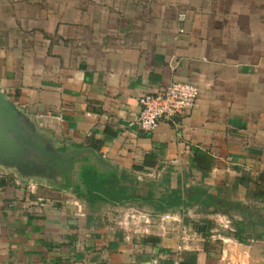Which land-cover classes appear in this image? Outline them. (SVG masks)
Instances as JSON below:
<instances>
[{
    "label": "crops",
    "instance_id": "obj_1",
    "mask_svg": "<svg viewBox=\"0 0 264 264\" xmlns=\"http://www.w3.org/2000/svg\"><path fill=\"white\" fill-rule=\"evenodd\" d=\"M216 1L0 0V91L39 142L231 204L143 214L136 230L130 203L44 198L0 162V264H264V0ZM174 81L199 86L196 106L178 127L138 129L139 98ZM192 148L214 159L203 180Z\"/></svg>",
    "mask_w": 264,
    "mask_h": 264
},
{
    "label": "trees",
    "instance_id": "obj_2",
    "mask_svg": "<svg viewBox=\"0 0 264 264\" xmlns=\"http://www.w3.org/2000/svg\"><path fill=\"white\" fill-rule=\"evenodd\" d=\"M62 153L69 154L66 149L59 150ZM193 156L190 163V170L197 169L201 172V179L208 176L211 170L214 159L207 152L198 148H192ZM57 161V160H56ZM58 162V161H57ZM78 164V169L75 172L74 164ZM58 164L61 166V177L59 181L54 182L60 189L70 191L78 198L88 199L89 201H102L111 205H123L134 201H142L144 203H152V207L159 213L167 211L182 210L194 206L201 207L203 210L212 208V212L227 211L226 206L231 204L219 196L213 195L209 190L201 184L197 185H182L177 183L176 188H166L165 192L160 197L155 198L152 193H147L146 196L138 195L131 182L134 178L125 171H120L115 168H109L99 165L93 160L90 155H82L78 159H74L67 165ZM139 168L134 166L133 170ZM264 176V173L259 175V178ZM245 184L244 177L239 180ZM165 182L168 184L169 180ZM235 207L240 211L241 207L237 204ZM243 211V210H242ZM251 214L250 210L247 212ZM249 227H255L256 222H248ZM264 224V223H262ZM211 222L207 219L202 220V224H196V231L205 234V228H210ZM245 223L240 222L236 225L234 237L237 241L244 243L246 241L241 235L244 233ZM259 237L264 235L259 234Z\"/></svg>",
    "mask_w": 264,
    "mask_h": 264
},
{
    "label": "water",
    "instance_id": "obj_3",
    "mask_svg": "<svg viewBox=\"0 0 264 264\" xmlns=\"http://www.w3.org/2000/svg\"><path fill=\"white\" fill-rule=\"evenodd\" d=\"M32 151L38 155H32ZM90 155L95 162L115 169L106 159L91 148L76 149L69 154L53 149L50 144L39 142L33 135V128L15 103L0 91V162L8 167L15 168L24 176H41L43 169H48L46 177L57 181L62 170H55L52 164L44 158L57 160L60 164Z\"/></svg>",
    "mask_w": 264,
    "mask_h": 264
},
{
    "label": "built area",
    "instance_id": "obj_4",
    "mask_svg": "<svg viewBox=\"0 0 264 264\" xmlns=\"http://www.w3.org/2000/svg\"><path fill=\"white\" fill-rule=\"evenodd\" d=\"M200 91L199 86L192 82L174 81L158 90L145 93L139 98V112L134 124L146 132H153L162 122L178 127V119L196 106ZM147 176L157 177V174L141 172L138 178ZM136 216V214L130 216L133 225L149 223L144 215L137 218ZM169 218L170 215L166 214L161 221Z\"/></svg>",
    "mask_w": 264,
    "mask_h": 264
},
{
    "label": "rangeland",
    "instance_id": "obj_5",
    "mask_svg": "<svg viewBox=\"0 0 264 264\" xmlns=\"http://www.w3.org/2000/svg\"><path fill=\"white\" fill-rule=\"evenodd\" d=\"M201 1L203 3L205 0H201ZM206 1H209V0H206ZM217 1L215 3H217ZM218 4L221 5V2L219 1ZM218 4H215V5L218 6ZM31 182L35 183L37 192L40 194L41 197H44V198H48V199L58 198L59 199L61 198L60 192H64V191L70 192V191L58 188V186L54 184V181L46 177V175L45 176H33L31 177ZM131 186H133L134 191L140 196H146L147 193H152L155 198H158L161 196V194L165 192L166 188L169 185L163 180V177L147 176V177H143L141 180H138L137 177H135L133 181L131 182ZM129 205H131V207L133 208L132 212L134 214L136 213L137 216L147 214L148 217H152L154 220L158 219L156 215L159 214V212H157L152 207V203L147 204L139 200V201H134L130 203ZM195 210L196 209H193V212H196ZM227 211H230V209L227 208ZM185 212L188 213L187 210ZM256 213L257 212L254 209L252 214L256 215ZM128 218H129V224L132 226V228L136 230L137 229L141 230V223H138L137 225L133 226L132 219L130 218V216ZM194 218L196 217L194 216ZM151 229H155V228H151Z\"/></svg>",
    "mask_w": 264,
    "mask_h": 264
},
{
    "label": "flooded vegetation",
    "instance_id": "obj_6",
    "mask_svg": "<svg viewBox=\"0 0 264 264\" xmlns=\"http://www.w3.org/2000/svg\"><path fill=\"white\" fill-rule=\"evenodd\" d=\"M32 155L35 156V157H37V158H40L33 151H32ZM44 161L47 162V163H49V164H52L55 170H58V169L61 168V166L58 164V162L56 160H50L48 158H44ZM46 174H48V169L47 168H44L43 169V173L41 174V176H45Z\"/></svg>",
    "mask_w": 264,
    "mask_h": 264
}]
</instances>
